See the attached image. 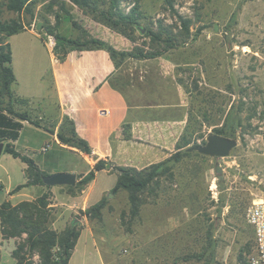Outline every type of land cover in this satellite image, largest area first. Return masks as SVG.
I'll use <instances>...</instances> for the list:
<instances>
[{"label":"rangeland","instance_id":"rangeland-1","mask_svg":"<svg viewBox=\"0 0 264 264\" xmlns=\"http://www.w3.org/2000/svg\"><path fill=\"white\" fill-rule=\"evenodd\" d=\"M52 1L39 0L35 7V14L40 17L32 20L29 29L39 36L26 31L11 38L19 80L14 89L30 87L40 93L48 91L49 73L46 70L53 47L42 26L44 21L54 24L59 13L60 28L63 31H68L64 27L72 29L73 35L80 36L81 40L89 38L88 34H107L119 48L159 52L158 61L173 60L170 69L188 91L189 134L196 144L207 141V136L214 133V127L222 125L231 107L242 121L234 136L238 145L222 161L224 177L221 180L215 169L217 157L192 153L188 155L189 164L193 165L192 179L190 183L180 179L186 194L177 195L175 191L180 180L165 174L141 194L140 213L133 219L129 213L130 204L124 203L121 195L106 194L107 203L101 218L87 215L103 249L105 263L249 264L254 239L253 228L247 222V210L253 201L264 199V0H121L120 8L126 14L131 13L132 8L136 9L138 23L133 27L121 24L119 29L102 19L100 11L109 7V0L93 12L70 0H55L50 8ZM62 3L64 10L60 8ZM68 12L76 25L67 18ZM23 16L26 20L31 18L29 13ZM180 16L190 20L189 34L185 37L181 35L186 30ZM11 17L18 18L19 14L4 11L3 18ZM39 21L42 25L37 28ZM148 30L166 32L164 38L169 32L180 36L175 43L154 41L147 35ZM158 65L155 66L159 68ZM45 139L48 140L47 135L28 127L17 145L22 150L27 140L32 143L24 151L33 154L34 160L47 171L77 168L78 180L80 171L86 167L84 160L68 149L57 155L58 146L53 140L45 144ZM45 146L48 147L46 151L43 150ZM89 158L92 160L91 155ZM25 168L26 163L19 158L5 151L0 155V204L7 199L12 203L29 199L31 191H39L37 195L49 191L52 194L50 226L61 231L79 219L78 227L82 229L81 218L89 207L66 210L70 196L81 193V186L65 187L58 193L52 192L51 187L28 186L8 195V187L26 182ZM200 168L209 169L207 177L201 175ZM115 178L114 173L101 172L93 184V198L99 197L105 187L114 185ZM160 193L167 202L170 197L178 207L184 202L191 205L190 215L185 220L189 226L182 229L185 237L175 235L174 241L164 246L154 241L153 234L156 213L153 206L158 203ZM114 197L119 201H114ZM14 239V242L2 243L0 264H16L13 250L23 239ZM32 256L38 262L39 256ZM96 264H101L99 259Z\"/></svg>","mask_w":264,"mask_h":264},{"label":"crops","instance_id":"crops-1","mask_svg":"<svg viewBox=\"0 0 264 264\" xmlns=\"http://www.w3.org/2000/svg\"><path fill=\"white\" fill-rule=\"evenodd\" d=\"M26 31L40 35L32 29L22 32ZM16 34L9 37L10 44H12L11 38ZM73 34L70 32L71 36ZM94 36L116 44L114 40L107 37V34L95 33ZM11 50V67L16 77L11 90L16 97L25 100L23 103H15V108L19 111H27L32 118L41 123L37 126L27 120L23 122L20 137L12 141V145L17 150L34 159L33 154L26 152L32 143L27 140L22 150L17 145L23 131L30 127L48 136L45 144L50 140L54 141L58 146L57 155L64 149L78 154L86 164L84 171L80 173L86 174L94 167L96 161L90 160V155L83 151L68 148L58 137L61 125L67 120H72L77 133L88 141L92 152L98 154L99 159L107 160L113 165L143 169L167 160L177 151L181 136L190 122L191 110L187 89L170 69V65H174L173 60L158 61L156 57H129L117 65L110 52L101 47L69 49L66 57L60 60L52 49L50 65L46 70L49 73L48 91L40 93L30 87L24 90L14 89L15 83L18 84L19 80L15 68L16 55L13 45ZM156 64L159 68L155 66ZM188 159H190L188 155L183 156L180 161L171 164L174 177L178 180L183 179L185 183H190L193 175V165L189 164L191 160ZM194 160L198 161L197 158ZM25 170L27 171V165ZM199 170L202 176L207 177L209 174V169L200 168ZM59 171L63 170L51 169L47 172L51 174ZM67 172L75 173L78 170L71 167ZM101 172L116 174V182L102 189L99 197L93 198V184ZM25 175L27 181V172ZM118 175V171L111 167L97 171L95 178L82 189L81 193L70 196L68 204L66 203V210H85L101 201L116 185ZM181 182L182 180L178 182V188L175 191L177 195L187 193L184 191L185 187L181 186ZM29 186L30 188L31 186L46 187L39 184ZM50 186L52 192L58 193L72 185ZM14 188L6 189L9 196L17 193L10 194ZM38 192L31 191L27 197L29 199L23 200L36 199L39 196ZM111 194L121 195L124 203H129L127 190L120 189ZM116 197L113 198L114 201H119V199L115 200ZM164 197L160 193L158 203H154L153 206V209H156L153 218L154 241H158L163 246L174 241L175 235L180 234L183 238L185 237L186 234L182 229L189 226V222L185 220L190 215L191 206L184 202L178 207L170 197L168 202ZM81 221L83 227L69 264H96L98 259L101 264H106L103 249L92 227L93 223L89 221L86 214ZM14 240L12 237L4 238L0 223V249L3 242L11 243ZM79 259L81 260L78 261ZM15 260L17 264V259Z\"/></svg>","mask_w":264,"mask_h":264},{"label":"trees","instance_id":"trees-1","mask_svg":"<svg viewBox=\"0 0 264 264\" xmlns=\"http://www.w3.org/2000/svg\"><path fill=\"white\" fill-rule=\"evenodd\" d=\"M54 1V2H53ZM49 7H53V0ZM76 5L98 11L99 6L106 4L105 0H70ZM121 0H109V7L100 11L102 19L110 26L118 28L122 25H130L133 27L138 23L135 17V8H132L131 13L126 14L120 8ZM39 0H0V141H5L4 151L11 154L15 158H19L27 165L28 180L17 185L10 191L13 194L23 187L29 185H47L43 177L49 172L43 170L39 164L27 154L17 150L12 141H16L20 137L21 130L24 126V121H29L37 126L41 123L39 120L32 118L27 111H19L15 108V103H23L25 100L18 98L11 90V85L16 77L11 67L12 50L9 42V37L13 34L25 31L31 28L32 20L39 18L40 14H35V7ZM65 9L64 3L60 6ZM4 11H14L19 14L18 18H3ZM29 13L31 18L23 16ZM72 25L76 22L71 19L69 12L67 13ZM44 17V16H43ZM60 14H56V22H43L42 29L46 30L47 36H54L55 45L53 51L56 56L63 60L69 49L92 48L101 47L107 49L117 65L129 57L135 58H154L160 55L159 52H145L139 48H134L136 52L128 49L117 47L115 44L101 39L100 37L89 35V38L81 40L80 36L70 35L72 29L65 28L63 31L60 27ZM26 18V19H25ZM186 33H182V37L189 34L190 20L180 16ZM120 28V27H119ZM118 28V29H119ZM163 31L157 32L148 30L147 35L154 41H175L178 39L177 34L169 32V36L164 38ZM44 39L43 36H41ZM241 118L233 107L228 111L224 122L220 126L214 127V133L234 138L235 133L241 126ZM58 137L62 143L69 147H74L89 155H92V148L87 140L80 137L76 131L75 124L71 120H67L61 125L58 132ZM195 141L189 134V124L181 136L178 143V149L167 160L152 164L143 169L135 167H125L113 165L111 162L102 158L96 161V164L86 174H80L79 179L75 185L68 186L73 189L81 186L82 189L92 181L96 172L104 168L111 167L118 171V180L116 185L111 190L116 193L120 189H125L129 194L130 217L131 219L137 217L140 213L142 205L141 194L152 184L156 179H160L165 174L173 175L171 172V164L180 161L183 156L191 155L192 153H199L196 150L189 151L188 147L193 145ZM206 143V142H205ZM196 144V143H195ZM205 155V154H202ZM221 181H219V184ZM160 185V184H159ZM51 193L49 191L42 192L34 200H22L13 204L10 200H5L0 204V220L1 230L4 236L12 238H22L23 242H19L13 250V255L17 259V264H69L71 255L76 246L77 240L80 236L81 229H79L80 220H73L72 223L66 226L63 230L58 231L50 226L52 219L51 214ZM107 198L104 197L101 201L90 206L85 210L84 214L101 218L103 209L106 206ZM33 254L39 256L38 262L33 260Z\"/></svg>","mask_w":264,"mask_h":264},{"label":"water","instance_id":"water-1","mask_svg":"<svg viewBox=\"0 0 264 264\" xmlns=\"http://www.w3.org/2000/svg\"><path fill=\"white\" fill-rule=\"evenodd\" d=\"M42 22L39 21L37 28H40ZM144 32V30H142ZM238 145V141L235 138L211 133L207 136V141L204 144H195L188 147L189 151L196 150L202 154L217 157L218 162L215 166L216 172L218 173L217 178L221 180L223 175L222 161L225 157L231 154V151ZM5 149V142L0 141V155ZM91 158L94 161L99 159V155L92 153ZM44 182L47 185H75L77 182V174L67 171H59L51 174H47L43 177ZM112 195V194H111Z\"/></svg>","mask_w":264,"mask_h":264},{"label":"built area","instance_id":"built-area-1","mask_svg":"<svg viewBox=\"0 0 264 264\" xmlns=\"http://www.w3.org/2000/svg\"><path fill=\"white\" fill-rule=\"evenodd\" d=\"M50 45L54 47L55 38L50 35ZM47 146L43 147L46 151ZM247 222L253 228L254 251L250 255L249 264H264V199L253 201L247 210Z\"/></svg>","mask_w":264,"mask_h":264}]
</instances>
